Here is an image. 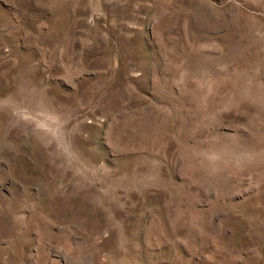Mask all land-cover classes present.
<instances>
[{
  "label": "rangeland",
  "instance_id": "obj_1",
  "mask_svg": "<svg viewBox=\"0 0 264 264\" xmlns=\"http://www.w3.org/2000/svg\"><path fill=\"white\" fill-rule=\"evenodd\" d=\"M0 264H264V0H0Z\"/></svg>",
  "mask_w": 264,
  "mask_h": 264
}]
</instances>
